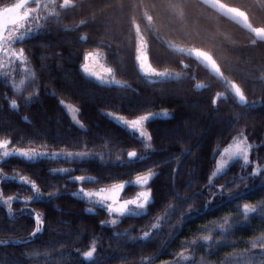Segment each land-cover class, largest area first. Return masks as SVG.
I'll return each instance as SVG.
<instances>
[{
    "label": "trees",
    "instance_id": "obj_1",
    "mask_svg": "<svg viewBox=\"0 0 264 264\" xmlns=\"http://www.w3.org/2000/svg\"><path fill=\"white\" fill-rule=\"evenodd\" d=\"M239 1L238 5H242L245 0ZM12 2L14 0H0V5ZM76 4L74 14L63 23L87 21L82 32H87L93 43L77 42L76 37L82 33L64 32L53 22L47 32L38 31L27 44L17 47L30 48L39 58L30 57L29 65L35 70L38 83L55 89L61 99L80 108L82 114L79 118L85 127L76 124L56 97L49 96L44 89H41L39 102H25L20 108L11 109L10 99L21 98V94L16 93L3 78H0V125L10 122V127L28 137L24 143L14 145L16 147L31 146L51 152L90 151L102 155L103 160L99 155L89 163L47 158L29 163L23 158H7L6 163L0 164L8 174L19 173L36 180L45 194L54 191L62 193L51 200L30 203L32 208L48 215L46 231L33 239H28L35 228L32 214L20 211L21 203L16 202V211L10 217L7 207L0 204V241H21L19 244L0 245V264H57L58 261L61 264H140L141 258L145 264L149 261L150 264H166L174 258L173 253L181 250L183 241L202 234L198 229L203 225L211 221L221 222L223 216L235 214L236 204L259 203L264 198V185L260 178L244 181L250 187L243 191L241 185L243 195L240 200L221 205L217 197L203 214L186 217L179 230L169 235L167 225L176 224L180 213L187 211V205L170 197L172 169L176 167L174 163L155 169L158 176L154 177L152 187L156 200L150 206L148 215L121 218L117 225L104 226L100 225V221L106 219L105 211L95 207V211L87 212L88 208H92L88 202L69 195L81 184L69 182L66 174L51 170L85 169L74 171L71 175H90L99 179V183L85 182L84 187H106L135 178L136 172L145 167L179 157L181 179L177 187L181 193H194L204 189L208 182L217 147L232 140L236 135L233 128L240 129L246 125H251L246 133L259 146L254 148L252 159L264 162V104L257 103L246 109L231 98L221 99L218 102L219 111L212 104L215 93L228 91L222 84V76L230 83H237L250 101L264 99V41H255L247 30L198 0H76ZM136 24L146 37L153 67L178 71L184 79L160 83L149 82L143 76L136 60ZM167 41L193 50L208 51L218 62L220 73H212L191 54L175 51ZM97 47H101L106 64L115 70V78L130 87L102 85L95 77L82 72L79 66L84 61L79 54ZM68 74L72 78L71 84H65L63 79ZM196 83L205 84L208 88L197 90ZM31 91L33 89L28 88L23 95L27 96V92ZM161 109H175V116L159 117L147 125L155 137L151 159L146 165L125 167L127 158L124 163L118 159L124 156L121 149L135 147L146 151L138 140L132 138L129 130L118 125L104 111L134 118L146 111ZM237 114L247 119L237 123ZM251 170L249 167L243 174L247 175ZM227 172V177L221 179L218 176L214 182L224 184L240 174V164H232ZM189 183L191 188L187 187ZM2 186L6 194L13 196L32 194L28 186L14 180L4 181ZM138 190L137 186H130L125 193L130 195ZM206 197L208 193L204 191L191 206L203 208ZM170 203L180 207L168 213L170 220H163L161 230L156 232L150 225L156 222V215L165 214ZM125 230H130L131 236H139L142 231H152L154 235L143 242L114 234ZM261 232H264V221L258 215L250 214L248 222L241 223L229 234L228 238L236 242L235 248L225 243L214 248L213 255H208L209 248L201 241L196 258H203L211 264H230L228 253L249 247L247 242L260 236ZM217 234L218 229L213 235ZM94 238L97 241L95 260L85 261L81 254L89 249ZM46 252L52 255H45ZM23 253L38 255L26 259Z\"/></svg>",
    "mask_w": 264,
    "mask_h": 264
},
{
    "label": "snow or ice",
    "instance_id": "obj_2",
    "mask_svg": "<svg viewBox=\"0 0 264 264\" xmlns=\"http://www.w3.org/2000/svg\"><path fill=\"white\" fill-rule=\"evenodd\" d=\"M34 5V6H32ZM77 8L76 0H14L12 3L0 5V72L3 73L5 81L9 83V86L15 90L16 93L21 94V98H11L10 107L11 109H18L27 103L39 102L41 89L46 91L49 96L56 97L59 104L65 107L71 114L72 120L78 124L81 128L85 126L77 118L79 114H82V110L73 105L66 104L61 99L55 89H48L46 85L39 84L35 70L30 67V57L33 59H39L35 57L34 53L30 48L23 46L17 47L18 45H25L29 42V38L32 37L34 32L49 30V27L53 22L60 26V30L70 33H82L77 36V42L87 41L93 43L87 32H82L86 27L87 21H72L70 24H64L63 21L70 15H73ZM42 13H44L42 15ZM42 22V23H41ZM47 47V45H45ZM72 53L70 52L69 55ZM83 59V63L79 66L84 74L95 77V79L102 85H117L120 88L130 87L129 84L122 82L115 78L114 69L111 67H103V71L94 70L92 64L89 61H96L103 57L101 47H97L93 51L79 54ZM139 65L144 74L150 78L149 82H179L185 77L178 72H169L157 70L153 67L149 60L147 65L141 55L137 56ZM22 67L24 69L23 78L17 82L15 78V69ZM107 73L110 78H106ZM152 77L157 78L156 81L151 80ZM65 84H71V75L64 76ZM222 84L228 91L226 93H215L212 97V104L215 110L219 111L218 102L221 99L233 101L238 105L246 109L252 108L255 104H264V99L259 101L249 100L247 95L235 84L230 83L226 80H222ZM28 88H32L33 91L27 92V96L23 93ZM195 88L202 90L208 88L207 85L202 83H196ZM112 117L118 125H123L125 128L131 131L133 139L138 140L142 144L143 149L154 151L155 137L152 131L148 129L147 125L151 122L156 121L159 117H172L175 116V109H162L157 112L146 111L145 114L136 115L135 118L127 119L123 116L117 115L116 113H106ZM27 120V117H24ZM243 119L239 114L236 115L237 123L242 122ZM251 125H246L244 128L236 129V135L232 138V142L227 147L223 148L220 152L217 150L214 155L219 156V159L215 162V170L211 173L208 178V182L204 185V189L194 193H181L177 183L180 181V170L179 165L181 163L179 157H173L172 159H165L158 162L150 167H145L139 170L135 174L134 180H126L124 182L111 183L106 187H99L95 190L85 188L83 184L88 181H95L99 183V179L93 176L78 175L72 176L71 173L77 170L85 169H73V168H58L52 169L53 173L66 174V178L69 182H78L81 187L78 191L69 193L72 197H78L81 200H86L90 204L99 206L103 211L109 214L113 218L111 220H101L100 225L106 224L117 225L120 222L118 218H130L139 217L143 218L150 212V206L155 203L156 197L154 195V188L152 183L154 177L158 176V172L155 169L162 167L164 164H175L176 167L172 169L171 183L172 192L170 197L176 201L183 202L187 205V211L180 213V219L176 224L169 223L167 225L169 229V235H174L179 230V226L185 222L186 217L193 215H201L205 209L210 208L216 201L217 197L220 198L221 205L227 204L231 201H238L243 195V191L249 189V185L245 184L246 179L260 178L261 184L264 185V162L260 159L253 160L251 158L252 150L254 147H259L249 142V135L246 134L247 128ZM39 138V137H37ZM25 139H28L26 135H20L18 130L10 127V122H5L4 125H0V164L6 163L7 158H23L24 161L40 162L47 158L50 160L64 159L72 161H80L82 163H89L92 159L96 158L99 154H95L90 151H75V152H49L40 151L36 147H16L14 145L24 143ZM43 146V145H42ZM85 143V147H86ZM124 152V156L118 157V159L124 163L125 157L127 162L124 164L125 167L133 168L140 165H146L147 161L151 159V151L143 152L142 150L133 147L131 150L121 149ZM188 154H191L190 150H185ZM99 158L103 160V156L99 155ZM240 161L241 173L237 176H233L230 180H226L224 184L217 185L214 182V178L219 176L221 179L228 176L227 169L229 168L230 162ZM251 167V172L244 175V170ZM5 180H18L22 185L28 186L32 190V194L25 197L22 201L24 204L30 202L40 201L45 195L49 200L54 199L62 193L59 191L48 192L45 194L40 184L36 180L32 179L27 175L14 173L9 176L4 171L3 167H0V203L7 206L8 215L11 217L13 212V201L19 200V195L13 196L6 194L3 188V181ZM239 181V182H237ZM243 184V191H241V185ZM130 186H138L139 191L135 193L132 198H122L121 194ZM191 183L187 185L191 188ZM215 189V191H213ZM207 191L208 197L205 198L206 203L203 208H194L191 205L194 204L196 197L204 194ZM219 206V205H217ZM180 207L179 204H167L165 214L163 216L156 215L155 223L150 225V228L159 232L162 228V221L165 219L170 220L169 212H174ZM235 214H228L221 218V222L211 221L209 224L203 225L198 231L202 233L196 236L194 239L185 240L180 245L181 250L173 253V259L166 262V264H211L210 261L200 258H196L198 249L200 248V242L203 241L209 248L208 255L214 254V248H218L222 244H229L235 248V241L230 240L229 234L232 230L238 227L241 223L249 221L250 214L258 215L262 221H264V198L259 203L243 202L242 204H236ZM29 214H32L35 221V228L30 233L28 239H33L37 234H42L46 231L45 225L47 223V213L34 212L31 209H27ZM87 212L95 211L94 208H88ZM218 234L213 235L214 233ZM134 230V229H133ZM207 233V234H204ZM116 236H130L133 241H149L153 238L152 231H142L139 236H131L130 230L125 232L114 233ZM234 234V233H233ZM21 243L20 240H3L0 241V245H8ZM250 244L249 247H245L240 251H233L228 253V259L230 264H264V232H261L260 236L247 242ZM191 251V254H189ZM79 252V249H77ZM97 254V241L94 238L89 249L82 252V258L85 261H94L95 255ZM26 259L38 255V253H23ZM45 255H52L51 252H46ZM57 264H61L60 261ZM140 264H145L143 258H141ZM150 264V261H149Z\"/></svg>",
    "mask_w": 264,
    "mask_h": 264
},
{
    "label": "rangeland",
    "instance_id": "obj_3",
    "mask_svg": "<svg viewBox=\"0 0 264 264\" xmlns=\"http://www.w3.org/2000/svg\"><path fill=\"white\" fill-rule=\"evenodd\" d=\"M62 2V1H61ZM32 6H34V5H32ZM44 13H42V15H43ZM42 23V22H41ZM135 31H136V41H137V45H136V60H137V66H138V68H139V70H140V72L143 74V76L147 79V80H150V78L149 77H147L145 74H144V72L142 71V69L140 68V65H139V60L137 59V56L138 55H141L142 56V58H143V60H144V63L147 65V61L149 60V63L151 64V62H150V59H149V53H148V43H147V40H146V37L144 36V34L141 32V30H140V28L138 27V25L136 24L135 25ZM38 32V31H37ZM34 33H36V32H34ZM33 33V34H34ZM167 44L172 48V49H174L175 51H177V52H180V53H183V54H186V55H190L191 53H192V51H193V49L192 48H190V47H186V46H182V45H180V44H176V43H174V42H172V41H167ZM89 63L90 64H92V66H93V68H94V70H97V71H103V67H109L107 64H106V62H105V60H104V57H102L100 60H99V62H98V64H97V62L96 61H89ZM152 65V64H151ZM101 66H103V67H101ZM153 66V65H152ZM157 70H161V71H169V72H178V71H175V70H172V69H157ZM23 72H24V69L22 68V67H17L16 69H15V73H16V75H15V78H16V80H17V82L19 81V79H21V78H23ZM178 73H180V72H178ZM105 74V77L106 78H110L109 76H108V74L107 73H104ZM182 74V73H181ZM183 75V74H182ZM0 78H3L4 79V75H3V73L2 72H0ZM223 80H226V81H228V82H230L229 81V79H227L226 77H221ZM151 80H157V78H155V77H152L151 78ZM66 104H69V105H72V104H70V103H68V102H65ZM74 106V105H73ZM67 110V109H66ZM162 110V109H161ZM68 111V110H67ZM157 111H160V110H157ZM157 111H154V112H157ZM69 113V112H68ZM104 113L106 114V113H115V112H111V111H104ZM70 114V113H69ZM117 115H120V116H123V117H125V118H127V119H132V118H129V117H126V116H124V115H121V114H118V113H116ZM70 116H71V114H70ZM108 117H110L111 119H112V117L111 116H109V115H107ZM161 117H164V116H161ZM79 120H80V118H79V115H78V117H77ZM135 118V117H134ZM116 122V121H115ZM121 126H123V125H121ZM124 127V126H123ZM127 129V128H126ZM127 130H129V129H127ZM130 131V130H129ZM131 132V131H130ZM247 134V133H246ZM247 135H249V134H247ZM232 142V140L228 143V144H230ZM249 142L250 143H253L254 145H256V143L255 142H253V140H252V138L250 137V135H249ZM228 144L227 145H224V146H219V147H217V149L215 150V152L217 151V150H219L220 152H222L223 151V148L224 147H227L228 146ZM255 148V147H254ZM254 148H253V150H252V154H253V151H254ZM38 150H40V151H47V150H41V149H38ZM145 151L146 152H148V151H151V150H147V149H145ZM49 152H51V151H49ZM53 152V151H52ZM58 152H61V151H58ZM63 152H67V151H63ZM252 154H251V158H252ZM219 159V156H217V155H214V165H213V169H212V171H211V173L215 170V162L217 161ZM255 161V160H254ZM234 163H238V164H241L242 162H240V161H233V162H230V165H229V167L232 165V164H234ZM211 173H210V176H211ZM19 174V173H18ZM9 176H11V175H13V174H8ZM218 177V176H217ZM135 178H133V179H131V180H134ZM216 178H214V180H215ZM5 181H7V180H5ZM14 181H17V182H19L18 180H14ZM4 182V181H3ZM81 186H79V188H80ZM138 187V186H137ZM79 188L78 189H76L75 191H78L79 190ZM85 188H90V189H92V190H95V189H97V188H99V187H85ZM139 188V187H138ZM139 191V190H138ZM136 193V192H135ZM135 193L134 194H130V195H127L125 192H123L122 194H121V196H122V198H132L134 195H135ZM27 197V196H26ZM25 197H20V199L19 200H15V201H13V205H12V208H13V212H12V215L15 213V208H14V204L16 203V202H20L21 203V208H20V211H22V212H28L27 211V209H31V210H33V214H34V212H39V211H37V210H35L34 208H32L31 207V205H30V203L29 204H24V203H22V201H23V199H24ZM42 199H48L47 198V196L45 195V197H43ZM86 201V200H85ZM87 202V201H86ZM89 203V202H88ZM0 204H2V203H0ZM90 204V203H89ZM4 205V204H3ZM91 206H92V208H95V207H99V206H96V205H93V204H90ZM6 206V205H5ZM7 207V206H6ZM29 213V212H28ZM41 213V212H40ZM113 218H116V217H112V216H110L109 214H107V217H106V219L105 220H111V219H113ZM118 219H120L121 220V218H118ZM37 235H39V234H37Z\"/></svg>",
    "mask_w": 264,
    "mask_h": 264
},
{
    "label": "water",
    "instance_id": "obj_4",
    "mask_svg": "<svg viewBox=\"0 0 264 264\" xmlns=\"http://www.w3.org/2000/svg\"><path fill=\"white\" fill-rule=\"evenodd\" d=\"M198 1L210 7L211 9H213L223 17L236 23L241 28L251 32L258 39H264V29L254 27L250 23L248 15L243 9L236 6H231L221 0H198ZM191 55L194 58H196L202 66L208 68L212 73L214 74L220 73V66L218 62L208 51L204 49H194ZM233 84L238 86L237 83H233Z\"/></svg>",
    "mask_w": 264,
    "mask_h": 264
},
{
    "label": "flooded vegetation",
    "instance_id": "obj_5",
    "mask_svg": "<svg viewBox=\"0 0 264 264\" xmlns=\"http://www.w3.org/2000/svg\"><path fill=\"white\" fill-rule=\"evenodd\" d=\"M231 6H236L243 9L249 18L250 23L256 28L264 29V0H245L242 5L239 0H221ZM249 32V31H248ZM253 36L255 41H264V39H258L254 34L249 32Z\"/></svg>",
    "mask_w": 264,
    "mask_h": 264
}]
</instances>
